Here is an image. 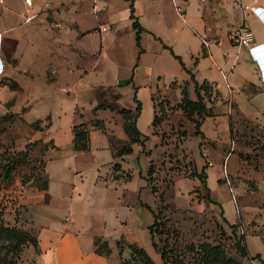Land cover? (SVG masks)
I'll return each instance as SVG.
<instances>
[{"label":"crops","instance_id":"0c3cea01","mask_svg":"<svg viewBox=\"0 0 264 264\" xmlns=\"http://www.w3.org/2000/svg\"><path fill=\"white\" fill-rule=\"evenodd\" d=\"M130 1L134 15L144 28L140 32V51L135 45L134 28L128 17ZM245 1L264 8V0H238V3L242 7L248 3ZM162 2L166 6L154 0H21L22 6L16 8L12 2L6 6L0 0V6L4 8L0 23V74L19 86L12 72L16 66L28 71L19 66L21 57H26L29 63L37 55H52L57 63L50 70L54 74L60 72L64 92L71 93L70 118L64 128L68 137L66 153L45 156L48 150L62 151V144L49 130L50 113L43 115L41 119L47 117L48 123L41 125L40 130L35 129L40 136L33 138H47L52 143L42 153L45 186L38 188L18 183L15 201L8 200L14 207L25 205L23 228L36 239V247L30 243L21 247L15 264H120L118 240L123 245L121 256L128 255L125 243H136L130 237L139 221L136 210L145 208L139 203V193L148 186L141 175L133 187L128 186L132 173L124 167L123 160L133 151L132 144L137 142L130 143V153L115 156L112 145L116 143L111 142L109 134L116 135L114 131L118 128V139L121 142L127 140L125 133L120 132L123 118L118 111L124 108L135 113L133 93L140 101L135 124L147 136L156 133L151 120L158 112L160 98L171 94L177 102L184 86L188 97L195 99L189 73L181 68L170 49L179 55L197 83L207 82L211 87L208 93L216 96L210 106L211 115L201 119L200 129L205 136H215L222 127L221 118L228 121L229 114L264 128V23L252 12L241 10L239 20L230 23L222 36L216 31L214 17L203 14L207 0H196L197 13L190 9V0H186L183 19L173 11L177 23L168 16L173 10L170 1ZM241 22L252 33L249 45H237L228 38ZM100 25L107 27L101 30ZM106 60L113 69L94 73L96 66ZM57 66V69L61 68L59 71L55 68ZM198 67L207 74L197 79ZM98 86L116 90L113 100L116 107L99 99L97 91L94 92ZM7 89L5 84L0 85L2 102L14 98L6 92ZM78 93H85V101L78 98ZM200 93L203 97L201 90ZM97 104L109 106L92 109ZM2 107L7 109L4 105ZM143 111L146 113L144 117L150 120L146 128H140L138 123ZM61 114L62 111L57 112L56 116L60 118ZM93 118L102 120L105 132L90 128L88 147L74 150L72 125ZM215 126L219 128L215 129ZM97 134L101 135L102 143L92 145L91 139ZM143 143L147 145L146 140ZM137 144L140 150L141 144ZM100 149L108 150L112 156L107 167H103L104 161L99 160ZM83 156L89 158L87 166L78 161ZM233 156L232 153L225 156L226 168L233 165ZM115 161L121 163V169L130 172L128 179L111 178V165ZM129 195L133 196L131 200ZM148 213L146 229L152 218ZM109 222L117 226L116 234L106 231ZM96 237L106 242L108 253L96 250ZM123 248H126V254Z\"/></svg>","mask_w":264,"mask_h":264},{"label":"rangeland","instance_id":"374dc122","mask_svg":"<svg viewBox=\"0 0 264 264\" xmlns=\"http://www.w3.org/2000/svg\"><path fill=\"white\" fill-rule=\"evenodd\" d=\"M3 1L6 6L11 2L16 8L22 6L21 0ZM154 1L166 6L163 0ZM245 2L252 5L249 1ZM190 5V9L193 8L194 13H197L196 0H190ZM241 10L251 12L243 9L238 0H207L203 14L214 17L216 31L223 36L230 23L239 20ZM3 11L4 8L0 6V23ZM168 16L177 23L173 10L169 11ZM91 21L94 22L93 18ZM56 63L57 59L52 55H37L29 63L26 57H21L19 66L26 67L28 71H22L17 66L13 68L12 73L19 86L14 80L0 74V85L5 84L9 88L6 92L14 96L5 102L0 99V223L23 231L25 220L22 212L25 205L14 207L12 203L15 201V187L18 183L38 188L43 184L42 153L50 141L47 138H33L40 136L34 126L40 130L41 125L46 126L48 123L47 117L41 119L43 115L50 113L49 130L53 131L52 136L62 144V151L48 150L45 156L66 153L65 142L68 137L64 128H67L70 118L71 93L64 92L60 72L54 74L50 70ZM55 68L57 71L61 69H57L58 66ZM107 68L113 69L109 60L96 66L93 72ZM198 69L195 78L207 74L206 70ZM171 87H174V83ZM2 89L5 90V87ZM94 92L98 93L100 100H105L113 107L117 106L113 102L117 95L113 87L98 86L94 88ZM84 95L85 93H78V98L85 101ZM215 98L212 92L203 96L207 106H212ZM160 99L164 117L156 126V139L155 134H148L149 137L144 139L147 145L143 143L140 150L139 144H132L133 151L123 160L124 167H128L132 173L128 186L133 187L142 176L149 188L140 190L139 200L153 208L157 205L165 217L163 233L154 234L157 244L160 245L161 239L166 237L183 264H259L257 258L241 256L234 240L236 236L239 237L250 255L258 253L264 259V128L238 115L229 114V125L225 117L221 118L222 127L220 125L215 136H205L199 124L201 135L194 132V123H188L189 120L176 107L171 94ZM60 111L63 114L59 118L56 115ZM145 114L143 111L138 121L140 128H146L150 121L144 117ZM157 115H160V111ZM216 128L219 127L215 126ZM120 132L123 133L122 129ZM114 133L119 136L118 128ZM109 135L112 143L121 144L115 134ZM33 141L35 142L32 143ZM100 143L102 137L99 134L91 139L92 145ZM230 153L234 155L235 161L231 167H225V175L221 165H225V156ZM98 157L104 161L103 167H107L106 163L112 156L108 150L100 149ZM78 161L84 166L89 164L87 156ZM119 164L121 165L120 162ZM149 165L152 170L147 174ZM201 168L203 170L198 177ZM152 185L154 192L150 190ZM132 197L129 195L130 200ZM8 200L12 203H8ZM136 212L139 221L130 237L147 250L155 264H165L149 241L146 229V219L150 216L148 211L144 208L137 209ZM228 221L235 225L234 230L228 226ZM106 231L116 234L117 226L109 222ZM14 243V239L0 236V260L14 261L15 253L11 250ZM215 245L222 255L209 253L204 258L205 249ZM123 250L126 254V248Z\"/></svg>","mask_w":264,"mask_h":264},{"label":"trees","instance_id":"16d2710c","mask_svg":"<svg viewBox=\"0 0 264 264\" xmlns=\"http://www.w3.org/2000/svg\"><path fill=\"white\" fill-rule=\"evenodd\" d=\"M128 8H129L128 17L131 19L132 28H134L135 45L139 47V51H140L142 49L140 47V32L144 30V28L140 25L136 16L133 13V6H132L131 1L129 2ZM170 52L173 55V57L179 61L181 68L186 73H189V77L194 84L193 90L196 96L194 100L190 99L187 95L185 87L182 86L181 91H180L181 92L180 99L179 101L175 103V105L178 109H180V111L182 112V114L187 120L194 123V132L195 131L199 132L202 135V132L198 130V126L201 123V119L204 116L211 115V108L210 106H207L205 104L203 97L200 93V90L202 91L203 94H206L208 93L211 87L205 81H202L201 83L198 84L197 81L193 78L192 73H190V71L184 67L182 61L180 60L179 55L173 53L171 49H170ZM132 98H133V101L135 102V106H134L135 113H131L129 109H124V108H121L118 111L119 113L122 114L123 119H122L121 126H122L123 132L125 133L127 137V140L125 142H121V144L112 145L114 147L113 154L115 156H121L123 154L130 153L132 150L130 143L137 142L142 145L143 140L147 137L146 134H143L142 132H140V130L137 128L135 124V116L139 112L140 101L136 97L135 93H133ZM108 106L109 105H105V104H97L92 109H96L99 107H108ZM158 111H160V115H157V113H155L151 120V124L154 127L157 126L161 122L162 118L164 117L163 105L161 101L158 102ZM194 115L196 117H194ZM34 127H35L34 129H38L36 126ZM90 128L104 130L102 120L98 118H93L88 121H81L78 123H74L72 125V134H73L72 148L74 150H83L88 147V140H89L88 132ZM229 130H230V127H229ZM110 138L112 139V137ZM48 141H50L49 144H52L51 140H48ZM34 142L35 141H33L32 143ZM26 145H28V143ZM26 145L24 146L26 147ZM151 170H152L151 165H149L147 168V174H150ZM202 170L203 169L201 168L200 171L198 172L197 174L198 177H200ZM119 177L128 179L130 177V172L128 170L121 169L119 162L115 161L111 165V178L115 179ZM42 178H43V184L39 188H44L45 183H46L45 176H43ZM149 178L150 177L148 175L147 181H149L148 180ZM150 190L151 192H154L155 189L153 185L151 186ZM139 203L143 205L151 214L152 218H151V222L147 225V230L149 233L150 244L152 248L159 254L161 261L165 264H183L179 256L175 253V250L172 248L171 245H169L168 241L166 240V237L161 239L160 245L157 244V241L154 238L155 233L161 234L163 233V229H165V221H164L165 217L161 213V210L159 209V207H157L156 205L155 208H153L151 205H149L146 202L139 201ZM228 226L232 230L235 229V225L233 223H228ZM0 236H4L7 239L15 240V243L11 246V250H13L15 253L14 259H13L14 261H11V259H9L8 261L0 260V264H15L16 258L18 256V253L21 247L26 243H30L34 247H36V239L28 231L26 230L23 231L16 227L7 226V225H4L3 223H0ZM234 243H235L236 249L238 250L241 256H245L248 258H257L259 264H264V259L259 257L258 253H255L254 255H250L248 253L245 243H241L239 237L236 236ZM94 245L97 251H101L104 253L109 252V248L107 247L106 242L104 240H100L98 237L94 239ZM122 246L123 245L121 244L119 240L116 241L117 254L120 259V264H155L151 256L146 252V250L142 248L141 246H138L136 243H125L124 246L128 250V255L125 257H122L121 256ZM209 253L211 254L214 253L217 256L222 255V253L218 250L216 245L210 246L207 249H205L204 258L206 257V254H209Z\"/></svg>","mask_w":264,"mask_h":264},{"label":"built area","instance_id":"2783aa9c","mask_svg":"<svg viewBox=\"0 0 264 264\" xmlns=\"http://www.w3.org/2000/svg\"><path fill=\"white\" fill-rule=\"evenodd\" d=\"M173 11L178 15L181 19L184 17V4L186 0H169ZM243 9L251 10L253 14H255L263 23H264V8L258 5H247L242 4ZM107 25H100L99 28L104 30ZM230 42L237 45H249L252 42V33L247 28V26L241 22L240 25L228 36ZM0 69H1V61H0ZM222 172L226 175L225 165H221Z\"/></svg>","mask_w":264,"mask_h":264}]
</instances>
